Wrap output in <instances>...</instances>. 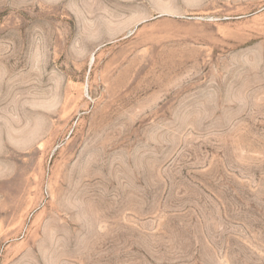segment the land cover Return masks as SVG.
Returning a JSON list of instances; mask_svg holds the SVG:
<instances>
[{
    "label": "rangeland",
    "instance_id": "rangeland-1",
    "mask_svg": "<svg viewBox=\"0 0 264 264\" xmlns=\"http://www.w3.org/2000/svg\"><path fill=\"white\" fill-rule=\"evenodd\" d=\"M0 264H264V0H0Z\"/></svg>",
    "mask_w": 264,
    "mask_h": 264
}]
</instances>
